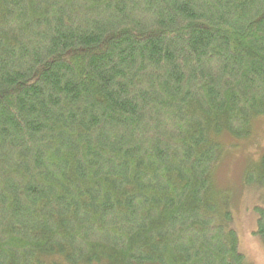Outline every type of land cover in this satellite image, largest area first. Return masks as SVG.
I'll use <instances>...</instances> for the list:
<instances>
[{
    "label": "trees",
    "instance_id": "obj_1",
    "mask_svg": "<svg viewBox=\"0 0 264 264\" xmlns=\"http://www.w3.org/2000/svg\"><path fill=\"white\" fill-rule=\"evenodd\" d=\"M262 119L264 0H0V264H245L210 198Z\"/></svg>",
    "mask_w": 264,
    "mask_h": 264
},
{
    "label": "rangeland",
    "instance_id": "obj_2",
    "mask_svg": "<svg viewBox=\"0 0 264 264\" xmlns=\"http://www.w3.org/2000/svg\"><path fill=\"white\" fill-rule=\"evenodd\" d=\"M224 146L227 149L222 151L221 159L214 169L216 188L213 189L210 199L216 209L224 201V208L232 219L230 228L238 235L239 250L245 257V264H264V244L255 233V208L264 206V188L248 185L246 182L248 174H257L259 177L263 173L261 164L264 157V119L254 123L248 139L231 140L226 137ZM215 219L219 223L223 222L221 215H216Z\"/></svg>",
    "mask_w": 264,
    "mask_h": 264
}]
</instances>
